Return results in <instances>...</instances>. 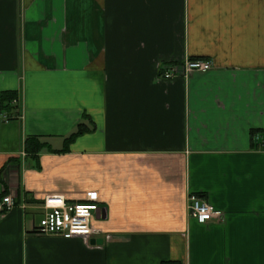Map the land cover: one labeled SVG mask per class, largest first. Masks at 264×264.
<instances>
[{"label": "crops", "instance_id": "obj_1", "mask_svg": "<svg viewBox=\"0 0 264 264\" xmlns=\"http://www.w3.org/2000/svg\"><path fill=\"white\" fill-rule=\"evenodd\" d=\"M188 58L211 69L160 77ZM4 92L0 264H264V0H0ZM90 190L91 239L32 232Z\"/></svg>", "mask_w": 264, "mask_h": 264}, {"label": "built area", "instance_id": "obj_2", "mask_svg": "<svg viewBox=\"0 0 264 264\" xmlns=\"http://www.w3.org/2000/svg\"><path fill=\"white\" fill-rule=\"evenodd\" d=\"M211 69L208 61L199 59H186L181 65H169L162 68L160 77L172 79L180 75L188 76L193 72H206ZM15 101H12L13 104ZM14 115L8 116L0 113L3 123H8ZM15 206L11 196H4L0 200V216L11 210ZM21 209L26 208L23 202ZM42 218L33 229V233L39 236H55L64 239L80 237L85 240L97 234L93 226L96 214L100 216V198L95 190L87 191L82 202H68L63 196L46 195L42 199ZM189 216L198 224H204L212 219L220 220L222 213L215 210L199 195L190 193L187 205Z\"/></svg>", "mask_w": 264, "mask_h": 264}, {"label": "trees", "instance_id": "obj_3", "mask_svg": "<svg viewBox=\"0 0 264 264\" xmlns=\"http://www.w3.org/2000/svg\"><path fill=\"white\" fill-rule=\"evenodd\" d=\"M16 99V94L13 92H4L1 94L0 97V113L4 112L6 113L8 116H12L14 114H12V111L15 109V107L11 104L13 100ZM86 130H88L86 128V126L84 124H79L75 131L73 133H71L66 139V143L69 144L71 142L74 141V139L76 137H78L79 135L83 134ZM29 140H26L25 146H26V150L29 149L28 145H29ZM35 149V148H34ZM163 264H167V263H163Z\"/></svg>", "mask_w": 264, "mask_h": 264}, {"label": "water", "instance_id": "obj_4", "mask_svg": "<svg viewBox=\"0 0 264 264\" xmlns=\"http://www.w3.org/2000/svg\"><path fill=\"white\" fill-rule=\"evenodd\" d=\"M106 214V211L103 209L102 211H101V218L102 219H105V215ZM101 240H91V244H101Z\"/></svg>", "mask_w": 264, "mask_h": 264}]
</instances>
